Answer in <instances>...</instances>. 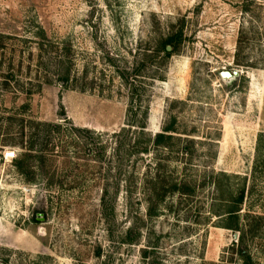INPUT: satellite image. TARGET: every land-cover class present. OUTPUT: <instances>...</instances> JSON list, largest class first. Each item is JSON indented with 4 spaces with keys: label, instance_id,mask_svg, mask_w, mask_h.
Segmentation results:
<instances>
[{
    "label": "rangeland",
    "instance_id": "obj_1",
    "mask_svg": "<svg viewBox=\"0 0 264 264\" xmlns=\"http://www.w3.org/2000/svg\"><path fill=\"white\" fill-rule=\"evenodd\" d=\"M0 35V264H244L241 191L264 264V0H0ZM145 52L147 127L119 159L118 69Z\"/></svg>",
    "mask_w": 264,
    "mask_h": 264
},
{
    "label": "trees",
    "instance_id": "obj_2",
    "mask_svg": "<svg viewBox=\"0 0 264 264\" xmlns=\"http://www.w3.org/2000/svg\"><path fill=\"white\" fill-rule=\"evenodd\" d=\"M3 38V35H0V38ZM182 41V31L179 30L178 32H175L174 34L170 35L167 39H165L163 42L160 43V46L158 48V52L160 50H163L168 55L171 54V51L167 49V46L172 47V51H175L178 47V45ZM3 42H0V46H2ZM155 54L152 52H145L143 56L140 58L141 62L136 60V68H133L132 71H126L127 69H118L119 75L124 79V82L126 83L127 89H128V104L126 109V122L123 130L118 134L117 137V145L115 147V153L118 156L119 159L123 158V148L130 144L128 141V134L132 129H137L141 133H143L147 127V111H148V105L147 102L144 101L143 97L146 93V89L143 87V83L141 82L140 75L141 70L146 67L145 65L149 64L151 62L152 57H154ZM111 60V59H110ZM113 62V61H112ZM174 128L172 126H168L164 128L163 133H158L155 136L154 143L157 146L163 145L167 146L168 141L172 138L170 132H172ZM135 147V145H132ZM126 151L128 152L131 148V146H128ZM133 148V147H132ZM143 151H147L146 148L142 149ZM140 144L139 142L136 143V152H140ZM126 152V153H127ZM20 164V163H19ZM173 190H177L183 194H189L192 189L189 185H184V187L181 185L174 186ZM103 210L104 214L108 215V212H113L114 208V201L109 202L108 199V190L105 189L103 194ZM233 205L227 212L226 221H229L228 228L233 229L236 232L240 233V236L238 237L237 243L233 245V249H236L237 253L241 256L244 264H254L251 260L247 244L244 239V228L240 226V216H239V208L240 205L244 202V191H241L239 195L233 200ZM131 234V231L128 233ZM138 236L136 235V238ZM129 243L127 239H123L121 241V244ZM149 252L145 251L144 256L148 257Z\"/></svg>",
    "mask_w": 264,
    "mask_h": 264
},
{
    "label": "water",
    "instance_id": "obj_3",
    "mask_svg": "<svg viewBox=\"0 0 264 264\" xmlns=\"http://www.w3.org/2000/svg\"><path fill=\"white\" fill-rule=\"evenodd\" d=\"M167 49L169 51H171L172 47L171 46H167ZM221 77L224 79V80H232V79H235V76L238 75V71H234V72H229V71H222L221 72Z\"/></svg>",
    "mask_w": 264,
    "mask_h": 264
},
{
    "label": "flooded vegetation",
    "instance_id": "obj_4",
    "mask_svg": "<svg viewBox=\"0 0 264 264\" xmlns=\"http://www.w3.org/2000/svg\"><path fill=\"white\" fill-rule=\"evenodd\" d=\"M36 218H38V217H37V214H35V219H36ZM36 220H37V219H36Z\"/></svg>",
    "mask_w": 264,
    "mask_h": 264
}]
</instances>
